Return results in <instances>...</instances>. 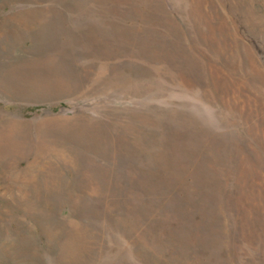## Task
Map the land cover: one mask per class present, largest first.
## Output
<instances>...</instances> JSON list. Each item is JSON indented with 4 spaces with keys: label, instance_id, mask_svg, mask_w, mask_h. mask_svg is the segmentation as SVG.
I'll return each mask as SVG.
<instances>
[{
    "label": "rangeland",
    "instance_id": "1",
    "mask_svg": "<svg viewBox=\"0 0 264 264\" xmlns=\"http://www.w3.org/2000/svg\"><path fill=\"white\" fill-rule=\"evenodd\" d=\"M0 264H264V0H0Z\"/></svg>",
    "mask_w": 264,
    "mask_h": 264
}]
</instances>
